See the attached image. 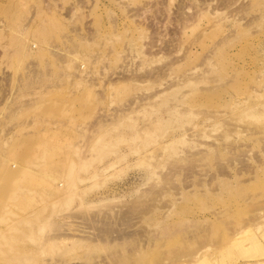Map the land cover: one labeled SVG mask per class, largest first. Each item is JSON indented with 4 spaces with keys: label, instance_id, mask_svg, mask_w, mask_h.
I'll return each mask as SVG.
<instances>
[{
    "label": "rangeland",
    "instance_id": "1",
    "mask_svg": "<svg viewBox=\"0 0 264 264\" xmlns=\"http://www.w3.org/2000/svg\"><path fill=\"white\" fill-rule=\"evenodd\" d=\"M262 232L264 0H0V264H245Z\"/></svg>",
    "mask_w": 264,
    "mask_h": 264
},
{
    "label": "bare ground",
    "instance_id": "2",
    "mask_svg": "<svg viewBox=\"0 0 264 264\" xmlns=\"http://www.w3.org/2000/svg\"><path fill=\"white\" fill-rule=\"evenodd\" d=\"M168 9V8H167ZM152 24V23H151ZM170 25V24H169ZM153 31H155V30H153ZM154 34V33H153ZM157 34V33H156ZM152 38V37H151ZM158 41H159V39H158ZM82 227H80V229H81ZM256 228V227H255ZM82 232V231H81ZM84 232H86V231H84ZM263 233V232H262ZM263 237H264V233L263 234H261ZM57 238H59V236H57ZM252 238V240H256V237H251ZM63 239H65V238H63ZM60 241H62V238H60ZM53 243H56L55 241L53 242ZM63 243V242H62ZM81 243H82V241H80V240H78V239H75V240H71V243H70V246L69 245H67V244H65L64 246H62V247H60L59 249H60V253H61V256L62 255H64V254H66V252L67 251H70V249H72V247L73 246H75V245H81ZM54 245H56V244H54ZM262 245H264V244H262ZM91 246H93V249H95V245H91ZM59 247V246H58ZM91 250H93L91 247H89ZM132 248V247H131ZM258 249H259V253H258V255L260 256H262L261 257V259H258V260H255V261H252V262H247V263H245V264H264V247L263 246H261V248L260 247H258ZM122 250H124L123 248H122ZM112 252V255H110L109 254V257H107L108 259H107V264H128V263H126V261H128L129 259L131 260V257L129 258L128 256H127V254H125V253H123L122 255H120L119 254V249L118 250H112L111 251ZM135 252V251H134ZM134 254V253H133ZM251 254V253H250ZM258 255H254V254H251L250 256L252 257V258H254V257H257ZM129 256H130V253H129ZM245 260H249V259H245ZM64 261V262H63ZM65 262H67L66 260H61V262L60 263H58V264H68V263H65ZM43 264H44V262H43ZM46 264H56V263H54V262H47ZM237 264H240V262L239 263H237Z\"/></svg>",
    "mask_w": 264,
    "mask_h": 264
}]
</instances>
